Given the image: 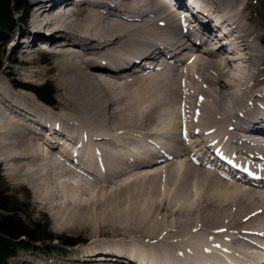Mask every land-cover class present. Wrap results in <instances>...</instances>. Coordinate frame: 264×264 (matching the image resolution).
I'll return each instance as SVG.
<instances>
[{
  "label": "bare ground",
  "instance_id": "6f19581e",
  "mask_svg": "<svg viewBox=\"0 0 264 264\" xmlns=\"http://www.w3.org/2000/svg\"><path fill=\"white\" fill-rule=\"evenodd\" d=\"M77 1L33 0L29 28L0 35L10 57L55 58L66 108L15 91L46 70L0 75V164L56 231L122 234L67 263L263 264V21L238 0Z\"/></svg>",
  "mask_w": 264,
  "mask_h": 264
},
{
  "label": "rangeland",
  "instance_id": "374dc122",
  "mask_svg": "<svg viewBox=\"0 0 264 264\" xmlns=\"http://www.w3.org/2000/svg\"><path fill=\"white\" fill-rule=\"evenodd\" d=\"M32 1L33 0H27L26 1L27 6L26 5L23 6L22 9L19 12L15 13V15L13 16V21H14L13 30H11L12 28H9L7 30L0 29V35L5 33L8 34L11 32L10 35H13L15 37V34L17 32L25 28L26 29L29 28L28 26L30 25V13H31ZM238 2L242 6H244L245 4H249L250 11L249 12L246 11L245 14L246 15L250 14L253 17V19L259 21L261 20L264 23V0H238ZM70 3L79 6L78 4L79 2L77 0L76 1L70 0ZM258 36L264 38V26L258 30ZM24 40L26 41V39ZM9 47H10L9 45H6L4 48L0 47V71H1L0 75H3L5 72H10L12 75H10L9 78L5 77L7 82L10 79L13 80L11 82L21 83L18 74L22 70V68H29V69L34 68L36 69V71L39 72H41V70L42 72L46 70L44 74L36 77L34 79L35 81H33V83H31L30 86L36 87V86H41L44 83L48 84L49 87H51V89L55 93L53 97L54 103L49 107L46 105L44 106L48 108L50 113L52 112L65 113L66 111L65 101L62 99L63 93L56 84L57 71L55 69V65H56L55 58L50 56L48 52L40 49L42 46L39 45V51L31 55L32 58L34 59L30 62L29 58L21 55V51H18L16 54H14V56L10 57ZM43 48L45 49V47ZM26 61H28L27 64L25 63L24 66L20 65V63H24ZM6 80L3 79L2 81L6 82ZM30 89L22 90L20 88H17L15 89V91L25 92L30 96H32L37 102H39L37 97L30 91ZM176 113H178V111H176ZM136 140L134 141L136 142L135 145L130 148L131 151L137 149V146L139 145L138 142L142 145L143 144L146 145V143H142L141 138H136ZM181 160L183 159L181 158ZM163 167H166V165H160L158 169ZM6 169L7 167L5 165L0 164V189L2 191H5L7 196H9L14 201H16L15 207L19 208L22 211L21 219H23L24 222H27L28 224L38 223L42 228H44L45 235L51 236V238L54 239L53 242H51L50 244L62 250L52 253H43L42 250H40L42 248L38 250L37 249L19 250L16 253V255L9 260V264H29V262L30 264H68L67 262L70 259L73 258L78 259V257L81 258L82 253H84V251L87 250L88 247L89 249L91 248L90 244H92L93 241L95 240L99 241L101 245L105 247L106 243L109 242L110 239H112L111 237H115V235L113 234L120 236L122 235L121 233H118V231L112 229L111 226H104L101 232L99 233L100 235L97 234L93 237L90 235V230L87 229V227L83 229H79L80 227L78 229L75 228L76 230L74 228H70V229L65 228L60 232L56 231L55 230L57 224L56 220L49 215V212L46 211L41 204L38 203L39 198H37L38 195L35 192V190H33L25 182L18 181L16 178L11 177ZM152 173L153 171H151V174ZM85 184L90 189V184L88 183ZM55 238L59 240L64 239L61 242H64L66 239L70 238L73 239L74 241L79 240L75 242H81L84 244H74L72 246H64L62 243H59V240ZM44 245H49V244L44 242ZM85 254L88 253H84V255ZM84 259L86 258L73 261L74 263L71 264H101L100 262L103 261L102 259H99L98 260L99 262L95 263L96 260L87 261ZM21 260H24V262H22ZM107 263H110V261L102 262V264H107Z\"/></svg>",
  "mask_w": 264,
  "mask_h": 264
},
{
  "label": "trees",
  "instance_id": "16d2710c",
  "mask_svg": "<svg viewBox=\"0 0 264 264\" xmlns=\"http://www.w3.org/2000/svg\"><path fill=\"white\" fill-rule=\"evenodd\" d=\"M27 0H0V29L7 30L14 26L13 16L19 12L23 6H27ZM30 91L37 99L45 104L53 105L54 91L48 84L31 87ZM16 201L6 195L0 189V264H9V260L16 255L19 250L40 249L43 253L62 251L54 245L51 236L45 235L44 228L38 223L28 224L21 219L22 211L15 207ZM57 239V238H55ZM59 240V239H57ZM60 239L59 243L64 246H72L79 240ZM44 242L49 245H44Z\"/></svg>",
  "mask_w": 264,
  "mask_h": 264
}]
</instances>
